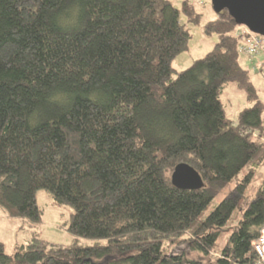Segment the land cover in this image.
<instances>
[{
  "label": "trees",
  "instance_id": "trees-1",
  "mask_svg": "<svg viewBox=\"0 0 264 264\" xmlns=\"http://www.w3.org/2000/svg\"><path fill=\"white\" fill-rule=\"evenodd\" d=\"M202 15L189 0H0V206L37 222L46 189L74 208L75 236H33L12 252L0 241V264H200L186 249L210 257L237 205L225 196L209 210L215 195L231 182L242 195L264 161V99L227 9L204 25L219 35L214 47L173 76L188 23ZM230 81L249 100L237 120L220 98ZM179 162L200 172L201 188L172 182ZM262 227L264 184L215 264L251 263Z\"/></svg>",
  "mask_w": 264,
  "mask_h": 264
},
{
  "label": "rangeland",
  "instance_id": "rangeland-1",
  "mask_svg": "<svg viewBox=\"0 0 264 264\" xmlns=\"http://www.w3.org/2000/svg\"><path fill=\"white\" fill-rule=\"evenodd\" d=\"M183 0H172L173 4L181 7ZM195 4L196 8L203 13L199 23H188L191 31V37L188 42V48L178 53L173 61V76L175 77L180 71L190 66L197 58L204 56L211 50L219 39L217 33L207 34L204 31V25L209 20L216 18L217 12L213 7L212 0H189ZM184 15V14H183ZM182 19L187 21L185 15ZM264 55L256 56L255 61L263 60ZM243 65L250 69L251 80L256 85L262 99H264V73L253 70L254 62H250L243 54L241 56ZM220 98L228 117L237 120V112L249 105L246 91L241 88L237 82L230 81L222 89ZM254 169V175L251 178L245 192L241 195L235 190L234 182H231L221 188L210 205L209 210L223 197L230 196L237 201L236 208L228 220L221 227L218 235L215 250L211 251L210 257L203 252L186 249L188 258L199 261L200 264H215V258L220 256V250L228 241L231 232L238 227L244 209L255 197L257 189L264 184V161ZM247 169V167H246ZM240 173L239 176H241ZM37 203L42 210V216L39 221H32L25 216H10L6 210L0 206V241H3L7 252H12L19 244L26 243L38 236L47 240L49 243L70 244L74 240L67 224L70 222L74 208L67 202H58L55 197L46 189L37 191ZM81 244H92L96 241L94 238L80 237ZM211 259V260H209Z\"/></svg>",
  "mask_w": 264,
  "mask_h": 264
},
{
  "label": "water",
  "instance_id": "water-1",
  "mask_svg": "<svg viewBox=\"0 0 264 264\" xmlns=\"http://www.w3.org/2000/svg\"><path fill=\"white\" fill-rule=\"evenodd\" d=\"M216 12L227 9L237 24L264 35V0H212ZM172 182L180 188L198 189L204 185L200 172L188 162H179L171 174Z\"/></svg>",
  "mask_w": 264,
  "mask_h": 264
},
{
  "label": "built area",
  "instance_id": "built-area-1",
  "mask_svg": "<svg viewBox=\"0 0 264 264\" xmlns=\"http://www.w3.org/2000/svg\"><path fill=\"white\" fill-rule=\"evenodd\" d=\"M235 34L240 38V52L251 62H254L253 70L264 72V59L255 61L257 55H264V35L252 31L245 24H238L235 28ZM251 247L256 258L249 264H264V227L251 241Z\"/></svg>",
  "mask_w": 264,
  "mask_h": 264
}]
</instances>
